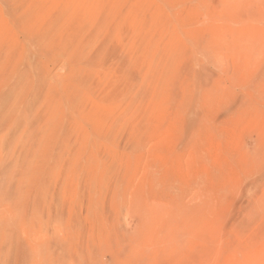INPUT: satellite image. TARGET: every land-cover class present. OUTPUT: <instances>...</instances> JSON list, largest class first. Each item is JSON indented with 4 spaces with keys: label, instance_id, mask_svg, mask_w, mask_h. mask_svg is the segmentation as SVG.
Instances as JSON below:
<instances>
[{
    "label": "rangeland",
    "instance_id": "374dc122",
    "mask_svg": "<svg viewBox=\"0 0 264 264\" xmlns=\"http://www.w3.org/2000/svg\"><path fill=\"white\" fill-rule=\"evenodd\" d=\"M0 264H264V0H0Z\"/></svg>",
    "mask_w": 264,
    "mask_h": 264
}]
</instances>
